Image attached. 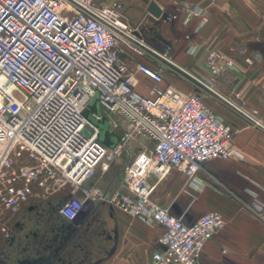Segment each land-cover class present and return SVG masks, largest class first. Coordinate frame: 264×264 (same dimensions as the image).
Wrapping results in <instances>:
<instances>
[{"label": "built area", "instance_id": "built-area-1", "mask_svg": "<svg viewBox=\"0 0 264 264\" xmlns=\"http://www.w3.org/2000/svg\"><path fill=\"white\" fill-rule=\"evenodd\" d=\"M122 8L120 0H0V214L6 209L16 215L29 201L68 186L58 211L75 219L100 198L84 189L82 196L76 195L95 168L129 155L131 142L144 139L148 143L123 169L128 189L113 190L107 201L164 227L158 238L163 250L154 252V264H197L204 245L224 223L221 213L207 211L185 222L183 215L159 205L152 192L172 168L188 179L197 172L213 179L205 168L208 160L242 157L232 145L235 130L199 94L163 84L161 69L138 63L136 69L151 83L148 94L136 89L133 70L119 56L120 44L136 54L150 49L125 20ZM179 12L184 22L200 17L197 29L205 22L202 7L190 2L180 3L167 20L177 19ZM195 50L190 43L187 51ZM151 52L264 129L257 109L234 103L216 88V80L234 68L230 55L209 47L208 75L203 77L174 64L167 52ZM244 59L249 64L264 61L259 53ZM96 96L100 113L109 120V133L116 137L113 146L100 140L98 127L83 114ZM101 114L91 116L99 119ZM114 114L124 122L117 135ZM246 206L264 222L262 202ZM1 231L9 238L4 224Z\"/></svg>", "mask_w": 264, "mask_h": 264}, {"label": "crops", "instance_id": "crops-1", "mask_svg": "<svg viewBox=\"0 0 264 264\" xmlns=\"http://www.w3.org/2000/svg\"><path fill=\"white\" fill-rule=\"evenodd\" d=\"M120 1L125 20L150 49L136 54L120 44L119 56L133 70L138 80L136 89L148 94L151 83L136 69L138 63L161 69L163 84L185 94H199L209 110L232 126V145L242 154L240 158L208 160L205 168L214 180L202 172L188 179L180 169L172 168L157 181L152 198L173 215H183L185 222H192L207 211L221 213L224 223L204 245L197 264H264V222L246 206L253 201L264 204V129L151 52H167L174 64L203 77L208 75L205 59L209 47L230 55L234 68L216 80L218 92L243 107L257 109L264 122V61L249 64L244 59L254 53L264 58V0H154L162 9L159 17L147 11L150 0ZM182 2L202 7L205 22L198 29L200 17L184 22L179 12L175 20L164 19L163 15L176 12ZM190 43L196 45L192 53L187 51ZM113 117L120 126L114 131L117 135L124 122L119 115ZM146 143L137 139L131 142L129 155L95 168L76 195L82 196L84 189L100 194V198L73 220L58 211L60 200L70 191L68 186L29 201L17 215L3 209L0 264L47 255L49 245L58 246L53 264H154V252L163 250L158 238L164 227L115 208L106 198L115 189H128L124 166ZM4 211L8 213L6 218ZM3 224L10 231L7 239L2 235Z\"/></svg>", "mask_w": 264, "mask_h": 264}, {"label": "water", "instance_id": "water-1", "mask_svg": "<svg viewBox=\"0 0 264 264\" xmlns=\"http://www.w3.org/2000/svg\"><path fill=\"white\" fill-rule=\"evenodd\" d=\"M147 11L150 12L155 17H159L162 14L161 7L154 1L150 0L147 5ZM164 19L167 21V15H163ZM137 35H139L138 31H134ZM98 98L97 96L91 100V102L88 104V106L83 110V114L88 118L89 121H91L95 126L99 129V138L100 140L106 144L107 146H113L116 142V137L112 136L109 133V128L105 127V123L108 122V118L100 113V110L98 108ZM95 112L97 114H101V118L94 119L92 118L91 114ZM49 254L45 255H38L37 257L32 258H23L18 260L15 264H53V257L56 254V251L58 249V246H51Z\"/></svg>", "mask_w": 264, "mask_h": 264}, {"label": "rangeland", "instance_id": "rangeland-1", "mask_svg": "<svg viewBox=\"0 0 264 264\" xmlns=\"http://www.w3.org/2000/svg\"><path fill=\"white\" fill-rule=\"evenodd\" d=\"M94 98H95V97H94ZM94 98H93V99H94ZM93 99H92V100H93ZM98 108H99V110H100V105H99V103H98ZM101 109H102V108H101ZM114 118H115V117H113V115H112V116H111V120H115ZM104 126L110 128L109 120H108L107 123H105ZM3 214H4V215H3V216H4L3 218H6L7 215H8L7 211H4Z\"/></svg>", "mask_w": 264, "mask_h": 264}, {"label": "flooded vegetation", "instance_id": "flooded-vegetation-1", "mask_svg": "<svg viewBox=\"0 0 264 264\" xmlns=\"http://www.w3.org/2000/svg\"><path fill=\"white\" fill-rule=\"evenodd\" d=\"M20 211H21V209H20ZM20 211H19L17 214H19V213H20ZM17 214H16V215H17ZM18 224H19V223H18ZM3 255H4V254H3ZM5 256H6V255H5Z\"/></svg>", "mask_w": 264, "mask_h": 264}]
</instances>
